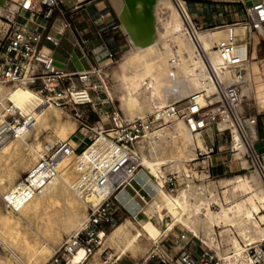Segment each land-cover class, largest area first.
<instances>
[{
    "label": "bare ground",
    "instance_id": "6f19581e",
    "mask_svg": "<svg viewBox=\"0 0 264 264\" xmlns=\"http://www.w3.org/2000/svg\"><path fill=\"white\" fill-rule=\"evenodd\" d=\"M120 1L124 3V6L121 5L124 7V9L121 8V10L123 9L121 11L122 27L128 34L132 45L124 63L120 66V80L127 91V94L122 98L126 117H145L146 111L157 114L159 109L172 103L181 102L195 94H197L198 103L203 108L218 103L221 88L216 77H219L225 84L235 82L231 68L223 61L219 52L211 51L214 44H217L220 39L216 41L215 35L210 30L200 31L196 28L194 30L192 26L188 25L175 0H154L152 5H146L142 0ZM6 4L7 0H0V11ZM183 5L187 10L186 5ZM162 8L167 9L166 17L163 20L159 16V11H162ZM193 24L195 23L193 22ZM258 36V33L252 34L253 39ZM242 48H246L245 43H240V49ZM249 63L250 58L240 66L244 70L247 66V72L242 80L237 81L242 86L244 98L251 89ZM243 83L245 85L244 92ZM146 91L149 92V95L143 97ZM8 102L13 103L29 115L30 121L24 133L16 139L7 141L0 148V159L2 160L13 151L18 141L25 142L34 130H36V137L39 138L40 124L49 118L48 109L44 106L53 107L47 104L39 107L40 103L36 95L29 89L15 87L5 90L1 85L0 108L5 107ZM250 126L253 125L249 124L246 128L250 145H254L257 136L253 130L249 132ZM225 129H231L232 149L237 155L244 158L243 166L251 169L246 174L222 178L219 185L215 182L207 183L205 180L210 178L206 172L199 174H204V176L201 175V183H194L196 178L192 177L189 162L196 160V150H206L205 138L201 133H191L183 121H178L173 130L168 131L166 135L160 131L147 137H150L149 150L151 154L146 156L143 152L138 151L142 155L144 169L136 175L119 196L130 212L135 214L136 206L132 199L137 193L144 199V196L140 194V189H144L151 195V200L145 201L146 205H143L144 208H142L147 216H137L135 220L134 218L133 220L126 219L115 226L110 234H103L101 246L106 243V237L120 243L121 251L117 261L127 253L139 250L140 241H143V238L146 240L157 239L164 233L174 231L175 227L180 224L197 237H201L199 229L203 228L205 236L208 238L206 239L212 244L218 245L220 244L215 228H224L219 232L220 236L218 235V237H226L232 246V252L221 259L223 264H250L245 252L246 246L264 241V183L251 157L249 145L236 129L232 119L226 118L218 125V128H214V131L219 132ZM167 136L171 139L170 146L166 145ZM142 143L143 141L140 144ZM169 149L171 154L164 155ZM48 150H38L37 161ZM160 153H162L161 156ZM124 154L125 152L120 146L110 144L104 137L98 138L78 157L83 174L76 181L68 184L59 173L31 201L21 205L19 214L22 217L37 214L41 208L40 199L47 193L58 192L62 181L88 206H97L102 200L99 195L84 197L83 180L85 176L106 174ZM169 168H176L180 173L178 177H181V173H183L187 178L186 188L178 190L174 195L164 188V178L167 174L165 172ZM11 189L12 187L6 191L3 198L10 196ZM219 189L222 192H219ZM123 198L126 199L125 202ZM197 201L199 202L197 203ZM213 204L218 205L219 210H213ZM201 205L206 207L203 217L200 214ZM164 213L167 217L165 220ZM8 216L2 219L0 236L13 248H19L17 250L21 251L20 254L25 255V258L27 256L30 264L32 259H35L46 249L47 244L37 241H35L37 243H33L30 238L23 235L24 232L20 224ZM156 224H161L159 230L156 228ZM237 235L246 243L245 248L238 240ZM206 239L203 240L207 242ZM208 244L210 246V243ZM85 255L84 249H81L72 259L71 264H77L85 259Z\"/></svg>",
    "mask_w": 264,
    "mask_h": 264
},
{
    "label": "built area",
    "instance_id": "2783aa9c",
    "mask_svg": "<svg viewBox=\"0 0 264 264\" xmlns=\"http://www.w3.org/2000/svg\"><path fill=\"white\" fill-rule=\"evenodd\" d=\"M188 25L196 30L186 1L175 0ZM186 5L187 10L184 8ZM14 13L0 15V84L10 88L20 87L29 89L40 105L53 106L69 118L81 125V142L104 137L110 144L120 146L125 152L106 174H88L83 180L84 197L99 195L102 200L97 206L89 205L88 216L83 225L74 234L67 237L62 245L44 264H71L72 259L81 249L85 251V259L77 264H85L94 257L96 250L103 242V234L115 227L121 220L122 213L129 209L120 200L122 191L144 169L142 155L136 147L148 136L165 130L169 121H183L191 133L214 131L226 118L233 120L236 129L249 145L251 157L264 183V155L256 145H250L246 126L259 125V116L246 118L242 107L245 99L242 86L237 83L244 77V68L240 67L249 59V41L244 38L245 49H240L237 29H243L245 35L251 32L264 31V0H260L245 8L244 21L225 23V35L219 40L216 49L223 61L231 68L233 83L225 84L216 77L221 88L220 101L216 109L201 107L197 101V94L192 95L187 105L181 106L178 102L172 103L145 117L127 120L121 111L108 98H102L107 89L102 77L101 63L105 59H112L120 51V45L125 41V34L116 22L105 23L99 26L97 38L103 40L98 60L89 69L69 73L56 65L54 51L44 44H52L53 48L60 46L61 39L46 32V23L50 20H59L63 30L75 28L63 8L64 0H19ZM78 6L74 5V10ZM23 18L24 21H20ZM97 18H103L99 15ZM44 21L41 25L37 21ZM242 41V42H243ZM82 53L87 54V41L82 42ZM75 80V82H72ZM96 105L103 107L99 113L101 121L90 124L89 116H84L81 109L91 108L96 112ZM102 115L108 118V128L102 123ZM30 116L22 109L8 102L0 108V148L9 140L18 138L28 127ZM220 132V131H219ZM76 147L70 140H58L45 155H43L27 172L10 196L3 199L7 210L19 213L21 205L31 201L53 179L59 175L63 158L74 154ZM216 154L214 145H206V150H197L194 167L201 170L192 171L195 174L209 172L211 159ZM190 166V165H189ZM182 180V179H181ZM186 185L187 178L185 177ZM178 174L167 172L164 178V188L175 193L180 186ZM144 191V189H140ZM135 197L142 199L137 193ZM145 202L144 199H142ZM125 202L126 199L123 198ZM134 201V198L132 199ZM89 204V203H88ZM137 215L144 211L136 202ZM139 209V210H138ZM141 226V225H140ZM171 233L163 234L154 240H143L147 248L142 257L135 264H223L215 248L210 247L202 238L185 231L176 239H171ZM246 255L250 264H264V243L249 244L246 246ZM107 260V259H106ZM105 264L107 261L104 262ZM97 264V263H95Z\"/></svg>",
    "mask_w": 264,
    "mask_h": 264
},
{
    "label": "rangeland",
    "instance_id": "374dc122",
    "mask_svg": "<svg viewBox=\"0 0 264 264\" xmlns=\"http://www.w3.org/2000/svg\"><path fill=\"white\" fill-rule=\"evenodd\" d=\"M17 1L18 0H7V4L0 11V15L14 13L17 9L16 7ZM166 11L167 9L165 8H162V11L161 10L159 11V16L161 20H163L166 17ZM235 19L236 20H233L234 22H236L237 20L244 21L245 16L241 14ZM195 24L194 25L197 30L200 31L210 30L215 35L216 41H218V39L223 38L225 35V32H222L223 28L225 29V22L222 23L219 20H216L213 24L206 25L198 19L195 21ZM253 33L255 32H251L246 35L244 34V38H247L249 41V54H250L249 58L251 64L250 69L252 76V87L250 89V92L247 95H245L244 98L245 102L242 110L246 118H248L249 116L258 115L260 119L264 117V31L257 32L259 36L256 39L252 38ZM125 34L127 36V39L125 38V41L120 45V51L118 52V54L112 59V61H110L109 59H105L101 63L102 77L107 87V89L104 90L105 93L102 94L101 97L108 98L109 101L112 103V106H115L117 109H119L125 119L133 120L137 117H126L127 114L122 98L124 95L127 94V91L122 85L120 80V66L124 63L127 54L132 48V45L129 40V36L126 32ZM241 43H244V41ZM216 45L217 44H214L213 48L211 49L212 52H215V50L217 51ZM246 72H247V66H246V70L244 71L245 76H246L245 74ZM1 85L4 87L5 90H8L10 88L3 84H0V86ZM244 90H245V85L243 83V92ZM148 95L149 92L146 91L143 97ZM189 100L190 98L185 99L178 103L181 106H185L188 104ZM44 107L48 109L49 118L40 124L41 133L39 135V138L36 137L35 135L36 130H34L33 133H31V135L27 137L25 142L18 141L16 143V147L9 154L10 156L8 155L7 157L3 158V160L0 159V227L2 226V219L6 218L9 215L8 216L9 218L11 219L14 218L13 220L15 222H18V224H20L21 229L24 232L23 235L30 238V240L33 243L40 242L41 244L42 243H44L45 245L47 244L46 249H44V251L35 258L36 260L32 259L30 261V264H44L53 255L54 251L62 245L64 240L73 233H75V231H77L79 227H81V224L83 223L84 219H86L88 216V210H89L88 205L84 203L83 200L80 199L74 193V191L70 189L69 186L65 184V182L63 181L60 184L58 192L54 194L52 192L47 193L45 196H43L40 199L41 208L37 212V214H34L33 216L22 217V215H20L19 213H12L11 211L6 209L3 203V199H4L3 195L6 193V191H8L11 187L12 189H14L17 183L23 177H25V175L30 170V168L36 163L38 150L46 151L48 149H51L52 146L58 140H70L72 142V145L74 146L76 144L72 140H78L81 142L82 133L80 132L81 125L79 122L69 118L65 113H63L61 110L55 107L54 108L47 106ZM217 107L218 104L216 103L211 107H209V109H216ZM95 110L96 112H94V110L91 108L81 109L84 116H89L88 122L90 124H95L96 122L101 121V119L99 118V113L102 114L103 107L101 105H96ZM149 114H153V113L146 111L145 116ZM35 115L37 116V114ZM108 121H109L108 118L102 115V123L105 124V128L109 127V125L107 124ZM177 122L178 121L167 122L165 126L166 129L163 130L161 133H164L163 135H166L168 131L170 130L172 131ZM249 130H250L249 132H251L252 130L256 132L254 126H250ZM66 132L68 133L64 138ZM219 133L220 136L223 138V142L225 146L228 147L229 149V157H230V164L232 165V170L226 175L219 177L212 176L210 179L205 180L207 183L215 182L218 185L222 178L231 177V176L234 177L238 174H246L251 169L250 167L245 168L243 166L244 158H242L240 155H237L234 149H232L233 139H232L231 129H225L223 131H220ZM97 137H98L97 135L96 136L92 135V139L90 140L86 139L85 142L82 143L81 147L75 146L76 152L74 154H69L63 158L60 167V174L68 184L73 183L83 174V170L80 168L78 157L82 154V151L84 149H86L89 145L93 144L98 139ZM149 140L150 137L145 138L143 140V143L139 144L136 147V150L139 152H143V154H145L146 156H149L151 154L149 150ZM166 140H167L166 145L169 144L170 146V142H171L170 137L167 136ZM257 149L259 152L262 150V142L260 144H257ZM166 154L167 155L171 154L170 149L164 155ZM196 154H197V150H196ZM161 155L162 153H160V156ZM195 163L196 162L189 163L190 168L193 171L201 170L198 167L199 165L198 163L196 164L197 167H194ZM151 172L156 173L153 171ZM167 172L177 174L179 171L176 168H171V169L169 168V170L166 171L165 173ZM179 174L180 173H178V175ZM184 175L185 174L181 173V177H180L181 185L178 187V190L186 188L187 186ZM195 175L198 180L195 179L194 183L195 184L201 183L200 179L202 176H204V174H201L202 176L199 175V173ZM219 192H222V190L219 189ZM170 193L173 195L177 194V192L175 193L170 192ZM141 194L145 196V201L151 200V195H149L145 190L144 192L141 191ZM136 202H138L142 206L141 208H144V206L146 205V203L139 197H134L133 204L135 205ZM198 202L199 201H197V203ZM212 208L213 210H219V206L216 204H213ZM205 213H206V207L204 205H201V213H200L201 216L203 217ZM133 215L135 216V214ZM133 215L130 214L129 212L122 213L121 220L118 222L117 225H119L126 219L133 220ZM137 216L145 217L147 215L141 212V215H137ZM15 219L18 221H16ZM165 219H167L166 213H164V220ZM153 222H155V220H153ZM160 225L161 224H156V228H158V230L160 229ZM114 229L115 227L109 229L107 234H110ZM35 230L37 231V233ZM186 230L187 229L185 227L179 224L178 226L175 227L174 231H172L171 239L173 240L176 239L182 233H185ZM215 230L217 232L216 237L219 240L220 245L212 244L210 241H208L207 240L208 238L205 236V230L203 228L199 229L200 231L199 233L201 235L200 238L202 239L207 238L206 243L207 244L210 243L211 247L215 246L214 248L219 250V251L217 250V252L220 258L224 259L226 255L232 252L231 250L232 246L230 242L226 240V237L224 238L218 237L219 232L223 231L224 228L216 227ZM155 237L157 238V235H155ZM237 237L245 248L246 243L244 242V240L241 237H239V235H237ZM105 242L106 243H104L103 246L97 249L96 255L94 257L91 256L85 264H95V263L105 264L104 263L105 261H107L106 264H134L142 257V255L145 253L147 248L146 242L144 240L140 241L139 250L135 251L134 253L129 252L123 255L121 260L117 261L119 253L121 251V248L119 247L120 243L117 241H113L108 237H106ZM259 243H264V241ZM8 245L9 244L6 243L5 240L0 236V262H1L0 264H29L27 256L25 258V255L20 254L21 251H18L19 248L16 247L13 248L12 246L10 245L8 246Z\"/></svg>",
    "mask_w": 264,
    "mask_h": 264
},
{
    "label": "crops",
    "instance_id": "0c3cea01",
    "mask_svg": "<svg viewBox=\"0 0 264 264\" xmlns=\"http://www.w3.org/2000/svg\"><path fill=\"white\" fill-rule=\"evenodd\" d=\"M184 1H186L189 12L193 18L196 20L199 19L206 25H211L216 20L222 23H233L236 17L241 14L244 15L245 8L250 7L260 0ZM74 5L78 6L77 10H74ZM121 5L124 6V3L120 0H64L63 8L66 10L67 16L75 28L63 30L60 21L55 19L46 23V32L61 39L58 48H53L52 44L47 41L44 42L46 47L54 51L56 65L69 73H75L89 69L100 60L98 54L101 51V46L99 45L103 43V40L97 38L99 26L105 23L116 22L122 28L121 11H123L124 7ZM121 8L123 9L121 10ZM99 15H103V18H97ZM20 21L23 22L24 19L20 18ZM37 22L41 25L45 24V22L41 20ZM237 33L240 36L238 43H241L244 40L245 33L243 29L240 28L237 29ZM85 40L87 41L86 48L88 52L84 55L80 47H83L82 42ZM250 68L251 64L249 63L252 87ZM72 82H75V80H72ZM255 130L257 136L255 145L257 147V144L262 142V150L260 153L264 155V117L259 119V125L255 127ZM201 134L203 138H205V144L208 146L214 145L216 149V154L211 159L210 174L219 177L231 172L232 165L230 164L229 149L225 146L220 133L206 131ZM72 141H74L76 147L82 146V142L78 140Z\"/></svg>",
    "mask_w": 264,
    "mask_h": 264
},
{
    "label": "water",
    "instance_id": "95a60500",
    "mask_svg": "<svg viewBox=\"0 0 264 264\" xmlns=\"http://www.w3.org/2000/svg\"><path fill=\"white\" fill-rule=\"evenodd\" d=\"M146 3V5H152L154 3V0H142Z\"/></svg>",
    "mask_w": 264,
    "mask_h": 264
}]
</instances>
